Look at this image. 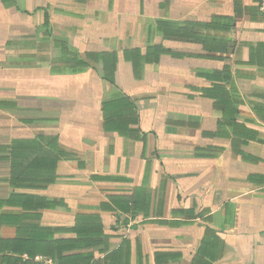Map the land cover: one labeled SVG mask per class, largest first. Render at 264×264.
Returning a JSON list of instances; mask_svg holds the SVG:
<instances>
[{
  "label": "crops",
  "instance_id": "1",
  "mask_svg": "<svg viewBox=\"0 0 264 264\" xmlns=\"http://www.w3.org/2000/svg\"><path fill=\"white\" fill-rule=\"evenodd\" d=\"M259 0H0V264H264Z\"/></svg>",
  "mask_w": 264,
  "mask_h": 264
},
{
  "label": "built area",
  "instance_id": "2",
  "mask_svg": "<svg viewBox=\"0 0 264 264\" xmlns=\"http://www.w3.org/2000/svg\"><path fill=\"white\" fill-rule=\"evenodd\" d=\"M259 11L264 14V0H259Z\"/></svg>",
  "mask_w": 264,
  "mask_h": 264
}]
</instances>
